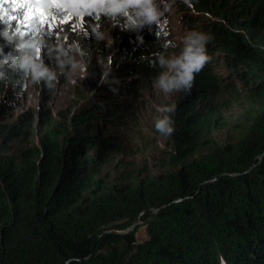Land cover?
Returning <instances> with one entry per match:
<instances>
[{"label": "trees", "instance_id": "1", "mask_svg": "<svg viewBox=\"0 0 264 264\" xmlns=\"http://www.w3.org/2000/svg\"><path fill=\"white\" fill-rule=\"evenodd\" d=\"M73 2L91 25L112 19L134 34V44L108 76L109 82L118 79V94L102 82L82 111L60 117L49 107L41 147L15 151L7 145L0 152V264H220L221 257L227 264H264V110L237 143L207 142V153L187 161L202 134L214 127L210 101L234 92V80L219 74L214 59L196 75L173 115L172 169L123 187L98 185L83 197L92 165L130 130L138 84L165 42L155 21L134 25L130 11L141 9L134 0L118 11L108 4L91 13L103 0ZM190 5L175 4L186 28L211 34L208 54L221 55L247 96H264V0ZM57 7L48 3L45 12L51 15ZM60 24L34 23L16 31L7 20L0 23V97L23 90L32 68L21 64L38 59L43 38H59ZM29 133L31 126L22 121L8 126L4 137L16 143ZM138 220L147 226L145 241L129 232L104 234L95 243L103 231L123 232Z\"/></svg>", "mask_w": 264, "mask_h": 264}, {"label": "rangeland", "instance_id": "2", "mask_svg": "<svg viewBox=\"0 0 264 264\" xmlns=\"http://www.w3.org/2000/svg\"><path fill=\"white\" fill-rule=\"evenodd\" d=\"M44 1L46 0H30V3L39 9ZM48 1L63 8L69 17L71 15L86 17L85 11L78 8V5L73 6L75 3L73 0ZM157 3L159 4V0ZM130 12L134 15L133 23L138 29L141 28V23L149 22L141 15L142 9ZM87 18H84L82 26L75 22V19L71 23L60 24L58 27L60 33L57 34L59 38H43L40 42L37 60H42L43 67L57 75L59 82L55 90L47 89L46 81L42 78L40 85L24 86L17 95L7 94L0 97V152L7 145L15 151L41 147L45 139L43 119L47 108H52L60 117L82 111L96 95L98 86L103 82V72L111 70L118 56L123 55L134 44V34L124 33L112 19L91 25L94 23ZM181 19L182 16L174 5L171 13L165 14L159 24L155 21V30L159 31L165 43L156 50L151 71L138 84L135 104L130 112L128 124L130 130L121 137L112 150L102 153L92 165L91 183L83 197L98 185L108 188L123 187L129 182L172 169L170 164V154L174 150L172 135L160 136L153 127V116L158 115L156 108L161 105L174 103L177 110L185 92L165 96L153 88V80L162 71L167 70L166 67L162 69L159 66L157 54H161L167 60L180 51V37L188 30ZM172 44L176 47H172ZM211 56L218 62L219 74L225 79L234 80V92L228 93V97L210 101L209 112L214 117V127L210 132L202 134L198 149L194 156L187 160L188 162L209 151L207 142L219 145L237 143L245 133L250 120L264 110V96L255 99L247 96L235 75L231 76V71L225 67L221 55L213 51ZM98 60L102 62L103 67ZM77 62L86 63V68L83 73L77 72L74 75L73 64ZM31 75L32 70L28 80ZM72 75L74 76L69 78ZM72 79H75L74 84ZM175 112L168 114L173 125ZM22 121L31 126V133L23 140L9 143L4 137L6 128ZM146 228L145 222L139 221L132 230L139 242L147 239Z\"/></svg>", "mask_w": 264, "mask_h": 264}, {"label": "clouds", "instance_id": "3", "mask_svg": "<svg viewBox=\"0 0 264 264\" xmlns=\"http://www.w3.org/2000/svg\"><path fill=\"white\" fill-rule=\"evenodd\" d=\"M138 3L142 9L141 15L145 16L149 22L156 21L160 23L161 18L165 14L171 13L173 6L176 4V0H134ZM183 3L190 5V0H183ZM110 4V9L113 11L121 10L129 6V0H123V2L117 3L116 0H103L99 2L96 8L89 9V12L103 11L105 6ZM7 35V33H5ZM214 39V37L206 32L198 31L196 29L187 30L183 36L180 37V51L178 54L170 56L165 60L161 54H157V60L159 66L163 69L166 67V71H162L153 80V88L159 90L165 96H169L173 93L185 92L189 93L194 85L195 77L212 61L213 57L208 54L207 45ZM171 43V42H170ZM176 47L175 44L171 45ZM167 47V45L165 46ZM143 59V58H142ZM103 67L101 61H97ZM109 58V63H110ZM30 65L32 68V75L30 79L25 82V87L40 85V81L43 78L46 81L47 89L55 90L59 82L57 75L48 68L43 67L42 60L30 61L25 60L21 64V67ZM86 68L85 64L74 63V75L77 72L83 73ZM78 69V71H77ZM110 69L106 70L102 74V81L109 85L110 91L113 94L119 93L118 85L119 81L115 77H112L109 82L108 76ZM74 75L70 76L72 78ZM0 80H5V76L0 75ZM72 83H75V79H72ZM176 105L165 104L158 106L156 112L158 115L153 116V127L155 131L162 137H170L175 128L173 121L170 117V113L175 112ZM220 264H227V262L221 257Z\"/></svg>", "mask_w": 264, "mask_h": 264}, {"label": "snow or ice", "instance_id": "4", "mask_svg": "<svg viewBox=\"0 0 264 264\" xmlns=\"http://www.w3.org/2000/svg\"><path fill=\"white\" fill-rule=\"evenodd\" d=\"M8 4L5 9L4 5ZM63 13V15H61ZM75 19L80 26L83 25L84 17H69L67 12L60 7L52 10V14L42 12L33 7L30 0H0V23L8 22V26L20 31L22 28H31L34 23L53 28L57 20L61 23H71ZM15 21L16 23H13Z\"/></svg>", "mask_w": 264, "mask_h": 264}, {"label": "water", "instance_id": "5", "mask_svg": "<svg viewBox=\"0 0 264 264\" xmlns=\"http://www.w3.org/2000/svg\"><path fill=\"white\" fill-rule=\"evenodd\" d=\"M139 222L136 221L130 228H128L127 230L123 231V232H119V231H114V230H105L103 231L97 238H96V241L95 243L98 241V239L104 235V234H125V233H129V232H132V230L134 229V227L136 226V224Z\"/></svg>", "mask_w": 264, "mask_h": 264}]
</instances>
